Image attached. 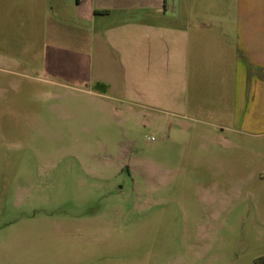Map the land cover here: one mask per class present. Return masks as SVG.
<instances>
[{
  "label": "rangeland",
  "instance_id": "rangeland-1",
  "mask_svg": "<svg viewBox=\"0 0 264 264\" xmlns=\"http://www.w3.org/2000/svg\"><path fill=\"white\" fill-rule=\"evenodd\" d=\"M23 3L0 0V264H264L261 149L48 81Z\"/></svg>",
  "mask_w": 264,
  "mask_h": 264
},
{
  "label": "crops",
  "instance_id": "crops-1",
  "mask_svg": "<svg viewBox=\"0 0 264 264\" xmlns=\"http://www.w3.org/2000/svg\"><path fill=\"white\" fill-rule=\"evenodd\" d=\"M23 1L37 8L48 81L104 84L112 113L146 100L214 129L222 151L254 144L264 168V0Z\"/></svg>",
  "mask_w": 264,
  "mask_h": 264
},
{
  "label": "trees",
  "instance_id": "trees-1",
  "mask_svg": "<svg viewBox=\"0 0 264 264\" xmlns=\"http://www.w3.org/2000/svg\"><path fill=\"white\" fill-rule=\"evenodd\" d=\"M97 86H99V87H102V88L106 89V85H104V84H97Z\"/></svg>",
  "mask_w": 264,
  "mask_h": 264
}]
</instances>
